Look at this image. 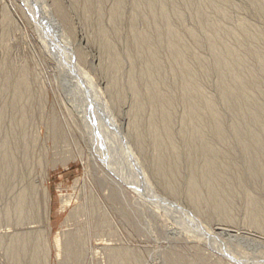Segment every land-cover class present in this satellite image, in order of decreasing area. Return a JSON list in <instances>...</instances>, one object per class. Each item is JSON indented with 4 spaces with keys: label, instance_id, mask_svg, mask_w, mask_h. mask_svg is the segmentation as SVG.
<instances>
[{
    "label": "bare ground",
    "instance_id": "6f19581e",
    "mask_svg": "<svg viewBox=\"0 0 264 264\" xmlns=\"http://www.w3.org/2000/svg\"><path fill=\"white\" fill-rule=\"evenodd\" d=\"M71 1L78 11L82 10L87 20L94 18L98 38L102 41L104 69L112 75L106 87H124L117 81L124 66L117 51L116 38L120 40L122 30L127 29L124 54L130 66L127 87L133 88L135 96V117L130 128L135 144L141 150L145 151V145L150 143L158 152L152 162L153 176H159L166 194L174 198L183 196L192 205V213L200 217L211 214L227 225L235 224L237 204L243 202L247 213L245 226L264 236V198L250 192V186L264 192V34L244 23L237 28L219 29L212 22L211 11L219 12L222 17L227 10L218 8V4L211 0ZM217 1L232 5L231 0ZM252 1L257 12L264 16V0ZM108 2L111 3L109 10L105 8ZM55 7L57 14L64 17L59 2ZM188 9L194 10V17L202 25L201 33L206 34L203 40L197 28L184 34L179 30V23L185 20ZM206 11H209L208 15ZM106 16L109 19L107 25L104 24ZM214 28L219 29V33L224 32V38L236 40L241 53L229 43L222 42L220 37L209 36ZM252 42L259 44L251 46ZM192 45L208 50L212 63L192 51ZM211 72L218 75L217 87L225 112L203 94L200 82ZM26 74L23 72L15 79L9 77L5 82L7 87H16L14 95L17 100L22 94L30 96L19 89L27 87ZM95 94L97 96V92ZM11 102L14 110L16 102ZM105 116L113 122V116ZM25 119L23 115L19 122L23 124ZM116 139L122 140L121 134ZM126 151L130 156V151ZM17 152H6L1 158L3 184L0 200L4 202V209L0 227L9 229L0 231V250L4 252L0 264H86L89 260L94 261L90 255L94 250L92 254L100 256L95 259L100 264H133L129 249L110 244L109 240L93 233L100 234L102 229L108 228L107 235L112 226L109 214L96 205L97 209L95 202L74 209L62 225L59 240H52V198L44 184L48 172H44L40 185L32 184V148L25 144L24 150ZM111 156L112 151L111 154L108 152V157ZM120 176L118 185L126 184V188L121 185L119 189L116 185L118 188L112 191L109 199L114 207L122 202L123 192L134 190L129 177ZM62 202L66 209L71 201L63 197ZM83 217L86 219L80 220ZM130 221L129 215L127 223ZM96 236L99 239L95 242L100 243L93 245ZM244 238L241 237L248 240Z\"/></svg>",
    "mask_w": 264,
    "mask_h": 264
},
{
    "label": "rangeland",
    "instance_id": "374dc122",
    "mask_svg": "<svg viewBox=\"0 0 264 264\" xmlns=\"http://www.w3.org/2000/svg\"><path fill=\"white\" fill-rule=\"evenodd\" d=\"M211 1L216 2L218 8L227 10L222 17L219 12L211 11L212 22L219 29L237 28L244 23L264 34V16L257 12L252 0H231V6ZM57 2L62 6L64 17L57 14ZM105 5L108 9L111 3ZM206 13L208 15L209 11ZM84 15L71 0H0V120H5L0 122V191L4 153L17 152L18 149L19 154L27 144L33 153L30 156V182L40 185L44 172H48L44 184L52 198V240H59L62 225L74 209L95 202V206L109 214L112 226L107 235L108 228L102 229L100 234L93 233L109 240L110 244L129 249L133 264H264V236L245 226L247 213L243 202L238 201L235 224L227 225L207 212L210 216L193 214L192 205L183 196L174 198L166 194L159 176H153L152 162L158 152L150 143L145 145V151L141 150L135 144L130 128L135 117V96L133 88L127 87L130 67L124 57L127 29L122 30L120 40L116 36L117 51L124 66L117 81L124 87H106L112 75L104 69L99 31L94 18L87 20ZM108 20L106 16L104 24L107 25ZM179 26L182 34L197 28L202 40L206 36L201 33L202 25L194 17L192 9L186 10V18ZM139 28L141 30L142 25ZM219 29H212L208 35L220 37L222 42L229 43L240 54L237 41L224 38L225 33H219ZM258 44L252 42L251 46ZM192 51L212 63L208 50L192 45ZM251 62L254 59L251 58ZM23 72L27 73V87L19 89L22 88L20 91L30 96L22 94L18 101L14 95L16 87H7L5 82ZM218 83V75L211 72L201 80L200 85L204 96L213 99L224 110ZM11 98L16 102L14 110ZM140 99L145 102L144 98ZM20 103H23L22 106ZM20 114L27 119L23 124L19 122L23 117ZM104 114L113 116V122H109ZM141 128L144 131V123ZM119 134L122 140L116 139ZM142 138H145L144 135ZM21 142L24 143L23 148ZM3 143L7 144L5 149ZM111 151L112 158L108 157ZM120 174L129 177L134 190L123 192L122 202L114 207L109 197L117 186L120 189L122 185H118ZM125 185L121 187L124 189ZM250 192L253 196L264 198L262 190L250 186ZM63 197L71 201L66 209ZM3 209L4 202L0 200V216ZM129 215L131 221L127 223ZM3 229L9 227H0V231ZM97 236L93 237V245L100 243L95 242L99 239ZM92 253L94 261L89 260L86 264H100L95 260L100 256L93 255L95 250ZM55 254L54 251L53 259ZM3 255L0 250L2 263Z\"/></svg>",
    "mask_w": 264,
    "mask_h": 264
}]
</instances>
